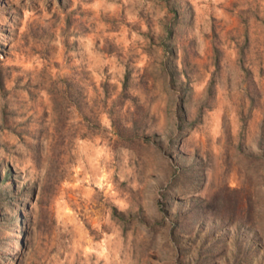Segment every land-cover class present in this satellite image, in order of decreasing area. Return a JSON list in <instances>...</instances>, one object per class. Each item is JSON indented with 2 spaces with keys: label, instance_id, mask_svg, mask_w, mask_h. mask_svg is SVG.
<instances>
[{
  "label": "rangeland",
  "instance_id": "rangeland-1",
  "mask_svg": "<svg viewBox=\"0 0 264 264\" xmlns=\"http://www.w3.org/2000/svg\"><path fill=\"white\" fill-rule=\"evenodd\" d=\"M0 264H264V0H0Z\"/></svg>",
  "mask_w": 264,
  "mask_h": 264
}]
</instances>
